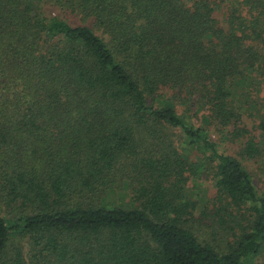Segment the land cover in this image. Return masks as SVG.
Instances as JSON below:
<instances>
[{"label": "trees", "instance_id": "obj_1", "mask_svg": "<svg viewBox=\"0 0 264 264\" xmlns=\"http://www.w3.org/2000/svg\"><path fill=\"white\" fill-rule=\"evenodd\" d=\"M262 92L264 0H0V264H255L264 194L207 129L256 160Z\"/></svg>", "mask_w": 264, "mask_h": 264}, {"label": "rangeland", "instance_id": "obj_2", "mask_svg": "<svg viewBox=\"0 0 264 264\" xmlns=\"http://www.w3.org/2000/svg\"><path fill=\"white\" fill-rule=\"evenodd\" d=\"M261 94L264 93L262 92ZM188 106L182 104L176 106L177 114L181 116L182 119L190 125H199L201 123L199 118L201 112L194 113L193 109ZM253 122L254 121H251L250 119H246L247 127L251 128V124ZM207 130L209 137L215 142L216 148L219 151H223L237 157L242 162L247 171L250 173L252 181L255 184L257 190L261 194H264V131H260L254 128L250 129V134L254 135L258 142L259 155L256 157V160H248L241 158L238 153V147L240 146L238 140L229 139L227 131L222 132L216 130L214 127H209ZM166 132L167 138L170 139L174 147H176L180 152L185 154L186 160H198V158H196L197 155H195L194 150L190 149L189 147H183V135L180 129H166ZM185 185L188 196L196 201V208L194 210L196 211L195 216L199 217L200 215V217L202 218V222L196 223V226L199 230L201 229V232H206L210 229V226H213L212 231L214 230L215 232L221 234L223 227H225L226 225H232L231 223H228L229 221H227L228 218L226 217V221L222 224H220L217 220L213 221L211 217L212 212L214 210L213 203H215L214 197L216 187L214 185L212 169H210V167H207L202 172H200L198 177H191L190 179H188ZM125 199L126 198H124V200ZM200 211H203L206 216H203ZM1 214L6 218H9L10 216L9 214L3 211L1 212ZM203 223L207 224L208 226L204 225ZM221 226L222 228H218ZM234 230L236 231V228ZM230 237V235H227L225 238L229 239ZM255 264H264V251L255 259Z\"/></svg>", "mask_w": 264, "mask_h": 264}]
</instances>
